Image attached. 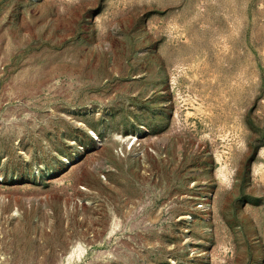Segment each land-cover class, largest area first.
I'll return each instance as SVG.
<instances>
[{
  "label": "rangeland",
  "instance_id": "obj_1",
  "mask_svg": "<svg viewBox=\"0 0 264 264\" xmlns=\"http://www.w3.org/2000/svg\"><path fill=\"white\" fill-rule=\"evenodd\" d=\"M0 264H264V0H0Z\"/></svg>",
  "mask_w": 264,
  "mask_h": 264
},
{
  "label": "bare ground",
  "instance_id": "obj_2",
  "mask_svg": "<svg viewBox=\"0 0 264 264\" xmlns=\"http://www.w3.org/2000/svg\"><path fill=\"white\" fill-rule=\"evenodd\" d=\"M116 225V224H115ZM113 226V225H112ZM112 231L114 230V228H112L111 229ZM72 249V248H71ZM84 251V248H83V246L82 245H76L73 249H72V251L70 250L69 252V256H71L70 258H72V255L73 254H77V257L79 258V256L78 255H81V253ZM74 257V256H73ZM75 258H76V256H75ZM67 259V258H66Z\"/></svg>",
  "mask_w": 264,
  "mask_h": 264
}]
</instances>
